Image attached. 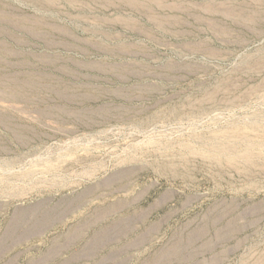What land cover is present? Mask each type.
Returning <instances> with one entry per match:
<instances>
[{"label":"rangeland","instance_id":"obj_1","mask_svg":"<svg viewBox=\"0 0 264 264\" xmlns=\"http://www.w3.org/2000/svg\"><path fill=\"white\" fill-rule=\"evenodd\" d=\"M0 264H264V0H0Z\"/></svg>","mask_w":264,"mask_h":264}]
</instances>
